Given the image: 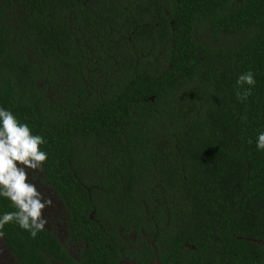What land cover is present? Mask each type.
Listing matches in <instances>:
<instances>
[{"label": "trees", "instance_id": "1", "mask_svg": "<svg viewBox=\"0 0 264 264\" xmlns=\"http://www.w3.org/2000/svg\"><path fill=\"white\" fill-rule=\"evenodd\" d=\"M0 105L46 141L73 264H264V0H0ZM0 233L20 264L68 258Z\"/></svg>", "mask_w": 264, "mask_h": 264}, {"label": "clouds", "instance_id": "2", "mask_svg": "<svg viewBox=\"0 0 264 264\" xmlns=\"http://www.w3.org/2000/svg\"><path fill=\"white\" fill-rule=\"evenodd\" d=\"M256 83L253 71L241 73L236 80L242 89L237 92L238 99L247 100ZM45 143L27 122L0 105V199L10 201L15 209L0 212V229L14 223L32 238L44 231L48 223L45 211L55 206L51 195L40 187L48 160L47 151L41 148ZM256 148L264 151V131L256 135Z\"/></svg>", "mask_w": 264, "mask_h": 264}, {"label": "flooded vegetation", "instance_id": "3", "mask_svg": "<svg viewBox=\"0 0 264 264\" xmlns=\"http://www.w3.org/2000/svg\"><path fill=\"white\" fill-rule=\"evenodd\" d=\"M39 183V182H38ZM42 190L47 194L51 195L54 200L55 206L49 208L45 211V215L48 218V223L44 229V232L52 234L62 247L63 252H67L68 258H61L57 253L56 255H47L45 251V257L52 258L50 263L52 264H73V261L78 262L79 257L82 255L83 246L81 242L74 241L71 236L72 221L70 218V212L67 204L63 197H61L49 184L46 176V170L44 169L42 184H40ZM94 218V216H92ZM124 237V236H122ZM132 239V240H131ZM125 241H133V237L125 238ZM136 243V241H134ZM154 248V247H153ZM125 251V250H124ZM124 264H135L128 252H123ZM0 264H20L12 251L11 247L8 245L7 241L0 236ZM122 264V263H121ZM152 264H159V262H154Z\"/></svg>", "mask_w": 264, "mask_h": 264}]
</instances>
